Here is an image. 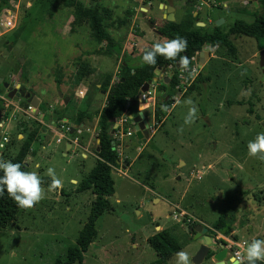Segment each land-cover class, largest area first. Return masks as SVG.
Returning <instances> with one entry per match:
<instances>
[{"label": "rangeland", "instance_id": "1", "mask_svg": "<svg viewBox=\"0 0 264 264\" xmlns=\"http://www.w3.org/2000/svg\"><path fill=\"white\" fill-rule=\"evenodd\" d=\"M78 1L89 8L106 7L112 11V19L127 15L128 26L116 29L113 35L122 37L123 49L132 56L150 49L149 41L151 44L156 40L163 41L142 23L140 14L143 9L138 6L147 7L142 1L136 5L131 4L134 0ZM2 3H5L2 9L13 8L16 15L13 27H0V77L3 80L14 86L24 83L25 89L32 93L31 78L65 63L61 71L54 69V75L63 73V80L70 83L68 94L76 99L72 79L77 69L76 61L84 60L83 56H95L98 73L87 69L86 86L97 81L103 88L109 74L112 75L111 83L117 81L118 58L107 53L106 41H99L93 35L91 22L84 21L83 26L72 25L73 8L65 7L58 0H0V5ZM153 4L149 14H159L160 10ZM247 7L251 9V3ZM127 9H133V13L128 15ZM206 9L204 6L199 11V19L204 22L207 21ZM207 12L211 19L221 13L215 8H208ZM232 12L242 16L233 9ZM235 14L226 15V26ZM176 17L178 21L179 9ZM239 19L250 22L252 15H243ZM157 22L162 24L160 19ZM141 31L145 33L143 38ZM230 38L234 45L232 52L219 46L208 48L209 56H203L201 68L197 69L200 61L195 59L190 60L187 69H181L180 65L174 69L178 82L171 91L173 103L161 121L152 124L154 133L147 148L139 153L133 151L130 158L125 159L127 163L133 159L126 176H119L114 171L119 169L118 164L113 165L117 195L114 192L109 197L110 210L97 218L96 237L83 252V261L76 264H148L156 259L157 254L146 239L161 229L169 230L181 246L178 251H185L193 264V256L203 243L202 236L195 237L194 232L186 230L195 222L210 228L206 235L212 240L208 252L211 255L201 264H216L212 255L219 248L220 241L228 251L227 260L231 261L230 256L238 248L229 247L227 238L240 245L243 243L242 258L251 239H264V160L249 157L246 149L248 141L264 132V75L258 65V53L262 48L252 37L239 35ZM4 40L8 42L4 43ZM22 64L23 75L18 77L17 74L10 80V74L16 73ZM172 71L168 67L160 72L158 79ZM199 72L205 77L204 81L197 79ZM1 85L0 97L4 100L0 98L3 101L0 122L4 126L10 124L12 130L4 126L0 128V142L5 133L10 137L13 134V141L18 140L20 137L15 138L20 132L17 125L30 119L21 109H29L23 107L18 98L12 104L19 105L20 110L13 108L9 112L5 106L8 100L6 89ZM42 85L49 86L47 83ZM151 89L153 94L147 91L141 94L154 98L152 105L147 104L150 116L154 117L155 101L164 91H156L154 85ZM101 99L100 96L92 107L96 111L101 107ZM187 99H191L197 109L191 124H184V117L192 106L185 104ZM17 100L19 103L15 102ZM7 104L12 108L8 101ZM139 109H143L142 104ZM48 135L52 136V132L49 131ZM43 137L41 135L43 143L49 144L40 149L36 159L27 166V171L35 172L41 178L43 198L30 209L19 208L15 219L0 227V264H54L57 259H64L67 248L75 245L78 232L87 220L93 196L90 191L76 193L75 188L81 177L92 169L95 159L92 155L82 158L79 153L64 156L63 144H57L55 136L47 142ZM131 139L135 140L133 136ZM7 143L4 142L3 146ZM19 147H14V155ZM153 147L160 151L152 150ZM3 150L0 147V151ZM150 150L162 159L161 164H157L158 169L150 159ZM3 152L2 157L9 156ZM35 163H39L40 168L35 167ZM48 167L54 169L65 195L55 189L49 190ZM130 177L170 199L149 194ZM221 213L232 227L229 234L211 233V224ZM175 253L168 258V264H175Z\"/></svg>", "mask_w": 264, "mask_h": 264}, {"label": "trees", "instance_id": "2", "mask_svg": "<svg viewBox=\"0 0 264 264\" xmlns=\"http://www.w3.org/2000/svg\"><path fill=\"white\" fill-rule=\"evenodd\" d=\"M58 1L65 7L73 8L72 13L74 19L72 21V25L74 27L83 26L84 21L91 22L90 28L93 35L99 39V41H106L108 43L106 50L107 53L118 58L116 72L118 73V79L117 81L111 83L112 75H107V83L103 88H101L103 91H107L106 101L104 106L96 112L98 118L97 138H99L97 145L98 149L95 151L97 159L92 169L87 175L82 177L76 188L77 191L89 189L94 194L89 214L87 220L78 232L75 245L67 248L64 259H57L54 263L76 264L83 261V252L87 250L90 243L96 237L97 232L95 222L97 218L103 212L110 210L109 197L115 192L113 179L111 177V168L119 159L118 153L114 147L113 132L116 131V128H114L113 125L117 119L125 116L128 102L130 100L135 101L142 85L145 82H150V80L155 76L154 71L156 69L159 68L165 70L170 67L173 69L171 74L161 76V78L153 84L156 91H164V94L158 97L155 101L153 110L155 121L160 122L167 109H169L170 105L173 103L171 100V91L175 90L178 82L174 69L179 66L180 56H186L190 62L191 57L198 51L204 50L205 47L208 49L217 46L232 52L234 50V45L230 37L239 35L254 38L258 47L263 48L264 12L252 16V20L250 22H246L242 19L235 20L230 27L224 31L219 27L206 29L205 27L198 26L191 11H187L184 20L180 22L166 21L159 30L161 35L166 38L165 40L172 39L176 36L185 38L187 41V48L185 51L180 53L176 59L166 60L162 56H157L155 65H147L141 60V56L145 50L137 56H132L123 49V46L121 45L122 37H116L113 35V32L116 29L120 30L122 27L128 26L127 15L123 17L118 16L117 18L112 19V11L106 9V7L97 5L89 8L78 0ZM4 5L5 3L0 5V10ZM126 13L129 15L132 14L133 11L127 9ZM108 20H110L111 23H109ZM149 45L152 46V44ZM138 60H140V63L137 64L136 61ZM76 67L77 69L75 70L72 78L75 82L74 85L85 81L87 78V69H90V72H92L91 64L85 60L77 59ZM165 77H168L167 82L164 81ZM197 79L204 81L205 77L199 72ZM21 87L24 89L26 88L24 83L21 84ZM28 91L31 92L30 90ZM2 102L3 101L0 100V104H2ZM21 103L25 108L29 105L23 98ZM162 105L165 106V110H162ZM69 107H71V101L67 102L65 109L58 107L53 108V113L51 114L53 121L61 124L62 118L69 116V113H67ZM46 109H48L47 106L42 103L39 104V112L43 113V117L48 118V116L44 114ZM83 117L84 115L82 113H77L75 116L71 115V118L75 123L81 122ZM124 118L127 119L126 117ZM60 124L58 125L60 126ZM19 127L20 133H22L24 137L20 141V147L17 153L11 157L9 161L19 163L22 170L26 171V165L24 162L25 155L29 151L31 142L37 137L43 135L42 130L44 126L37 120H30V122L21 121L19 123ZM150 141L148 143H150ZM153 148L154 149L152 150L160 151L155 147ZM150 153V159L153 160L152 163H154L155 167H157V164H161L162 161L153 153V151ZM158 168L159 167H157V169ZM146 186L154 189L149 185ZM18 210L19 207H17L16 203L7 195L5 191V193L0 196V227L7 225L11 220H14ZM195 224H197V222L190 226H194ZM211 227V233H213V231H219L222 234H229L232 230V227L225 220L224 213H221L212 222ZM146 241L157 254L156 259L148 264H168V258L181 248L180 244L171 235L168 229L158 230L153 235L149 236ZM210 255L211 253L208 254L206 258L210 257ZM238 264H245L244 259ZM257 264H264V262L258 261Z\"/></svg>", "mask_w": 264, "mask_h": 264}, {"label": "crops", "instance_id": "3", "mask_svg": "<svg viewBox=\"0 0 264 264\" xmlns=\"http://www.w3.org/2000/svg\"><path fill=\"white\" fill-rule=\"evenodd\" d=\"M87 7H88V5H87ZM176 8L177 7L175 5L174 11H173V16L175 18V21L177 20V17H176V10L177 9ZM163 16H165V15L163 14ZM67 22H69V19H67ZM162 40H164V38H162ZM85 52H86V50H85ZM83 59L86 62H89L91 64L92 70L95 73H98L97 67H95V64H94L95 56H91L89 58H86L85 56H83ZM64 64L65 63H63L62 65H58V66H54V67L50 68L48 70V72L45 73L44 75L37 74V76L35 78H31V81H32V84L34 87V90L32 91V93L38 98L39 104L42 103L48 107V109H46V111L44 113L45 115L48 116V118L43 117V113L39 112L38 108H36L35 110H33L31 108V110H29V111H26L24 109H21V110L24 112L25 115H27L26 116L27 118H30L29 120H26V122H28V121L30 122V120H37L38 122H40L44 126L43 129H46V130H45V132L42 130V134H43V136H44L43 138L45 139L46 142L48 140H52V137L55 136L56 143L57 144H63V148H64L63 155L64 156H70L71 154L79 153L82 156V158H85V157L88 158L89 155H92L93 158L95 159V162H96L97 156H96L95 151H97V149H98V147H97V145H98V138H97V131H98L97 120H98V118H97L96 112L98 110L96 111V109L92 108V107H93L95 101L100 98V96L103 97V99H101L102 102H101L100 109L104 106L105 101H106L107 91H103L100 88V84L97 83V81L95 83L91 84V86L90 85L86 86L87 82L85 83V81H84L81 83H77L76 85H74L75 87L73 86V89L76 88L74 95L77 97L76 99H74V97H72L71 95L68 94L67 89H68V86L70 85V83L63 80V77H62L63 73L61 72L60 74L54 75V69L56 68L59 71H61V67L64 66ZM23 66H24V64L20 65V67L18 68L16 73L10 74V76H11L10 80L13 79L14 76L17 77V74H18V77L23 75V74H21V70H23ZM57 81H58V83H57ZM18 83H20V82H18ZM46 83L49 84V86H47L48 88H45L42 85V84H46ZM21 84H20V86H21ZM151 86H149V88L147 90L148 93H152L151 92L152 91ZM55 93H56V95H55ZM143 96L144 95H142V94L138 95L137 98L135 99L136 102L134 100H130L127 104L125 116L116 120L114 125H113V127L116 128V131L113 132V138H114L115 150L117 151V153L119 155V159L116 161V163L119 166V169L116 171V170H114V167L112 166L111 177H112V171L113 170L115 172H117L119 176H126V172L128 171L129 165L131 164V161L133 159L131 161L129 159V163H127L125 161V159L130 158L131 153L133 151H136V153L137 152L139 153L143 149L147 148V145L149 144L148 142L153 137V133H154L153 128L154 127L152 126V124L154 122L156 123V121H155L153 115L150 116L151 112H150V110H147V107H148L147 104L152 105L154 103V98H152L151 96L147 97L146 95L144 97ZM0 98L2 100H4L3 97H0ZM77 99H78V101H77ZM150 100L152 101V103H150ZM21 101H22V98H20V102ZM68 101H71V107H69L68 111H67V113H69V116L63 117L61 120V124L55 123V122L53 124L52 123L53 119L51 118V114L53 113L52 112L53 108L58 107V108L65 109ZM15 102L19 103L18 100ZM6 103H7V101H6ZM39 104H38V106H39ZM140 104L143 105L142 110H143V113H144V115L148 121L149 130H150L149 138L145 143H143V142L139 143L138 142L137 138L134 135L132 122L128 119L129 114H131V115L137 114ZM18 107H19V105H18ZM144 109H146V110H144ZM77 113H82L84 115L82 121L79 123L73 122V120L71 118V115L75 116ZM124 117H126L127 119L124 120ZM0 118L2 119V112L1 111H0ZM58 124H60V126ZM157 124H158V126H160V123H157ZM61 125H63V128H61ZM10 126L11 125L7 123V125L4 127L9 129ZM18 126H19V124L17 125V129L19 130L20 127L18 128ZM64 128H67V131ZM10 130H12V128H10ZM49 131L52 132V136L48 135ZM128 131L130 132V134H127ZM8 136H9V139L7 141L8 143L6 146H3V149L5 151L4 150H3L4 152L0 151V154L3 156V154H2V152H3L9 156L8 157H2L0 155V161H5V160L7 161L8 159L10 160V158L13 157L14 153H15V152L12 153L14 151V147L20 146V141L24 137V135L20 132H18L17 135L15 136V138L20 137L18 140H14V141L12 140L13 134L11 137L9 134H8ZM132 136L135 138L134 141L131 139ZM57 139H59V140H57ZM48 144L49 143H47V144L43 143L41 136L37 137L36 139H34L31 142L30 147H29V151L25 155V158H24V162L26 165V171H27V166L29 165V163H31L32 161H34L36 159V157L38 155L37 153H40V149H44L45 146H47ZM10 155H11V157H10ZM157 157L160 158L159 156H157ZM95 162H94V164H95ZM35 167L40 168L39 163H35ZM164 175H166V174H164ZM84 176H82V177H84ZM82 177H81V179H82ZM47 179H49L51 181L50 177H47ZM112 179H113V177H112ZM71 180H72V182H76V180L73 178H71ZM130 180L133 181V183L141 184L143 186L144 191H147L149 194H157L158 197L164 198L166 200L170 199L167 196L160 194V192L157 191L156 189H151L150 187L144 185L143 183H140L139 181H137L136 179H134L132 177H130ZM76 184H77V182H76ZM113 187H114V180H113ZM55 190L58 191L60 195H65V194H63L61 187L59 189H55ZM114 190H115V188H114ZM86 191H90L92 196L94 197V194L89 189L84 190V191H77V189L75 190L76 193L86 192ZM115 195H117L116 190H115ZM158 199H160V198H156V200H158ZM172 203H173V205L175 204L174 201Z\"/></svg>", "mask_w": 264, "mask_h": 264}, {"label": "clouds", "instance_id": "4", "mask_svg": "<svg viewBox=\"0 0 264 264\" xmlns=\"http://www.w3.org/2000/svg\"><path fill=\"white\" fill-rule=\"evenodd\" d=\"M187 48L185 38L176 36L163 42H155L150 49L143 52L141 60L147 65H155L157 56L164 59H176L177 56ZM189 60L186 56H180L179 65L181 69H187ZM185 104L192 105L188 108L184 117V124H191L196 118L197 109L191 99L185 100ZM165 110V106H161ZM247 155L264 160V132L257 133L253 140L246 145ZM47 175L51 178L49 190L59 189L61 181L56 178L52 167L47 168ZM16 203L21 209H30L43 198L41 178L32 171H24L19 163L11 161H0V196L4 193ZM245 264H257L264 262V239H251L244 248ZM175 264H190L189 255L183 251L175 253Z\"/></svg>", "mask_w": 264, "mask_h": 264}, {"label": "flooded vegetation", "instance_id": "5", "mask_svg": "<svg viewBox=\"0 0 264 264\" xmlns=\"http://www.w3.org/2000/svg\"><path fill=\"white\" fill-rule=\"evenodd\" d=\"M141 1L147 4L146 8H142L141 6H138V9H141V10L143 9L142 13L140 14L142 23L146 25L147 28L153 34H155L158 38L160 39L164 38L163 41H165L166 38L161 35L159 30H160V27H162L166 21H169L166 18L168 13L165 12L164 10L173 8V11H174L175 5L177 7L176 9H179L180 11V19L177 22L184 20V18L186 17L187 11H191L192 16L195 18L197 25L199 22H201L202 23L201 26L205 27L206 29H213L214 27H219L220 29L224 31H226L235 20H238L243 15L254 16V15H258L264 12V0H222L221 4L217 2L216 0H164V1L163 0H134L133 2H131V4L136 5L139 2L141 3ZM153 2L155 3L156 8L160 10L159 14H149L150 9L154 6ZM212 2H215L216 4H213ZM248 3H251V6H252L251 9L247 7ZM160 4H162V7H160ZM204 6L207 8L206 11H204L206 18H207L206 22L199 19V15H200L199 11ZM208 8H211V9L215 8L221 13L218 14L215 18L211 19L209 13L207 12ZM133 9H135V7H133ZM232 9L233 11H236L238 15H242V16H236V14L232 12ZM163 14L165 16H163ZM231 14H235V18L231 21V23H229L226 26V24H224L226 21V15H231ZM157 19H160L162 24H158ZM173 21H175V18ZM141 32L142 34L140 36L141 38H143L142 36H144L145 33L143 31ZM7 42H8L7 40H4V43H7ZM143 42L147 43L146 41H143ZM155 42H160V40L159 41L156 40ZM148 44H151V41H149L147 45ZM6 47L11 48L10 45H7ZM206 48L207 47H205L204 50H207ZM199 52L200 51L196 53L198 61H200ZM230 257L232 259V256ZM227 258H229V256Z\"/></svg>", "mask_w": 264, "mask_h": 264}, {"label": "water", "instance_id": "6", "mask_svg": "<svg viewBox=\"0 0 264 264\" xmlns=\"http://www.w3.org/2000/svg\"><path fill=\"white\" fill-rule=\"evenodd\" d=\"M160 7H162V4H160ZM164 11L168 13L166 17L167 20L173 21L174 20L173 8H170ZM198 25L201 26L202 23L199 22ZM204 55H206L207 57L209 56V53L207 50H202L199 52V56H200V64L198 65L199 68L202 67ZM258 57H259L258 65L264 75V48H262L259 51ZM161 70L163 71L164 69L158 68L154 71L155 76L150 80V82H145L142 85L138 95H140L144 91H147L149 86L157 82L158 77L160 76ZM167 79L168 77H165L164 81L167 82ZM0 83L2 84V87L6 89V97L8 99L14 101L17 98H23L32 107L33 110H35L38 107V104H39L38 98L33 93L26 91L24 88H22L20 84H17L15 86L11 85L8 81L3 80L1 77H0ZM128 118L132 122L134 135L137 138L138 142L145 143L149 138L150 130H149L148 121L143 113V110L139 109L137 114L135 115L129 114ZM52 123L54 124V121H52ZM43 131L45 132V129H43ZM98 142H99V138H98ZM186 230L194 232L193 234L195 237L202 236L203 238V243L200 245L198 251L193 256V264H201L203 260L205 259V257L208 255V252L210 250L209 245L212 243L211 238L208 235H206V233H208L210 228L198 222L194 226L187 227ZM227 252H228L227 249L223 246V243L220 241L219 248L212 255L216 264H238V261L234 260L233 258L231 261L227 260L228 259Z\"/></svg>", "mask_w": 264, "mask_h": 264}, {"label": "built area", "instance_id": "7", "mask_svg": "<svg viewBox=\"0 0 264 264\" xmlns=\"http://www.w3.org/2000/svg\"><path fill=\"white\" fill-rule=\"evenodd\" d=\"M15 7V6H14ZM15 10V9H14ZM15 21H16V15H15V13H14V11H13V8H10V7H5V8H3L1 11H0V27H7V28H10V27H13L14 26V24H15ZM195 59H197V55L195 54V55H193L192 57H191V60H195ZM196 67H197V65H196ZM198 69V68H197ZM8 101V103H10L11 104V106L10 107H12V108H9V106L7 107V105H9V104H5V106H6V108H8L9 110V112H11L12 110L11 109H13V108H16L17 110H20L17 106H15L14 104H12V102L13 101H11L10 99H8L7 100ZM29 110H31V106L30 105H28V107H27ZM13 113V112H12ZM11 113V114H12ZM124 120H125V118H124ZM4 125H3V123L2 122H0V128H2ZM61 128H63V125H61ZM66 131H67V128H64ZM127 134H130V132L128 131L127 132ZM57 140H59V139H57ZM8 141V134H4L2 137H1V142H0V147H3V143L4 142H7ZM173 217H176L175 216V214L173 215ZM226 241L228 242V244H229V247H231V246H235L236 248H238V250H236V251H234L233 253H232V258L234 259V260H237L238 261V263L240 262V261H242L243 260V258H242V256H241V253L243 252V243L240 245L239 243H237L235 240H233V239H231V238H227L226 239Z\"/></svg>", "mask_w": 264, "mask_h": 264}]
</instances>
